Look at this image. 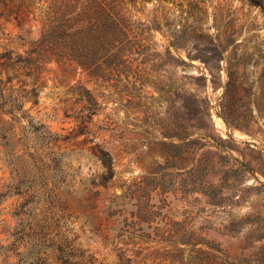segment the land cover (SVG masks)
Returning <instances> with one entry per match:
<instances>
[{
	"label": "rangeland",
	"instance_id": "374dc122",
	"mask_svg": "<svg viewBox=\"0 0 264 264\" xmlns=\"http://www.w3.org/2000/svg\"><path fill=\"white\" fill-rule=\"evenodd\" d=\"M126 1L143 57L163 66L144 86H110L117 75L103 86L45 65L36 104L22 105L27 119L13 138L0 134V264H36L32 236L49 264H264V107L250 135L216 115L227 72L255 98L264 86V0ZM38 37L32 16L0 17V51ZM181 107V132L196 141L173 148L162 134L180 132ZM101 152L113 178L95 189ZM45 185L62 201L20 214V193ZM34 215L50 224L31 231Z\"/></svg>",
	"mask_w": 264,
	"mask_h": 264
},
{
	"label": "trees",
	"instance_id": "16d2710c",
	"mask_svg": "<svg viewBox=\"0 0 264 264\" xmlns=\"http://www.w3.org/2000/svg\"><path fill=\"white\" fill-rule=\"evenodd\" d=\"M132 6L133 2L126 0H0V17L16 19L19 14L25 13L39 24V37L27 44L23 43L22 52L9 48H2L0 51V134L13 138L16 125L27 119L22 112L23 102L36 104L40 86L43 84L42 74L47 64L55 63L80 69L103 86L109 85L114 75L118 76L117 84L110 86H144L146 76L158 75L163 64L151 63L143 57L148 48L135 32ZM166 52L170 53L169 47ZM140 57L143 60L138 62ZM123 72L128 74L126 79L120 76ZM258 87L260 93L255 98L256 92H248L246 86L237 84L236 79L227 72V81L216 115L228 130H238L249 135L254 133V127L261 118L260 112L264 107L261 103L264 86ZM191 104L194 112H202L196 106L195 95H191ZM254 108L257 115L253 114ZM204 115L210 118L207 112ZM262 115L264 117L263 111ZM174 117L178 123L176 131L180 132L164 133L162 137L179 143H171L173 148L194 143L196 139H191V134L181 132L187 130L188 110L181 107L174 113ZM99 160L103 171L98 177L99 183L91 184L95 189L106 187L107 182L113 178L110 156L101 152ZM27 189L20 193L27 198L20 206L19 213L22 215L26 214L23 210L28 205H39L42 202L54 207L62 201L59 191L52 185ZM30 221L33 223L29 224L31 231H36L40 224H46V227L50 224L47 218L38 215L30 217ZM27 244L32 248L31 260L36 264H49L46 250L42 248L44 245L40 241L32 236ZM62 248L59 241L55 249L60 256L65 255Z\"/></svg>",
	"mask_w": 264,
	"mask_h": 264
}]
</instances>
